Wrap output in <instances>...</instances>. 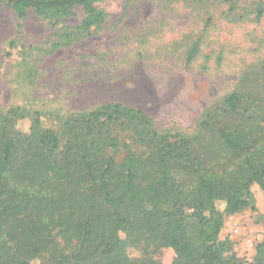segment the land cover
<instances>
[{
  "label": "trees",
  "instance_id": "1",
  "mask_svg": "<svg viewBox=\"0 0 264 264\" xmlns=\"http://www.w3.org/2000/svg\"><path fill=\"white\" fill-rule=\"evenodd\" d=\"M99 1L7 4L19 20L32 10L59 21L80 7L77 29L88 31L104 22ZM238 81L192 135L160 132L141 110L111 103L59 131L19 108L0 115V264H159L146 260L150 247L171 249L172 264H242L219 235L224 216L253 209V185L264 194V61ZM28 117L23 134L16 122ZM129 247L145 259L131 260ZM254 264H264V240Z\"/></svg>",
  "mask_w": 264,
  "mask_h": 264
},
{
  "label": "rangeland",
  "instance_id": "2",
  "mask_svg": "<svg viewBox=\"0 0 264 264\" xmlns=\"http://www.w3.org/2000/svg\"><path fill=\"white\" fill-rule=\"evenodd\" d=\"M95 6L104 22L82 31L80 7L59 21L32 10L19 20L7 0L0 3L1 116L19 108L59 131L68 117L111 103L141 110L160 132L192 135L201 115L264 61V0H101ZM31 123L19 119L15 127L26 134ZM250 192L253 209L224 216L219 235L242 264H254L264 240V194L257 185ZM216 208L223 212L224 204ZM147 252L153 263L175 258L169 248ZM127 254L145 259L142 247Z\"/></svg>",
  "mask_w": 264,
  "mask_h": 264
}]
</instances>
